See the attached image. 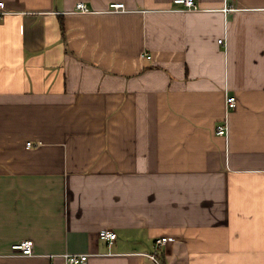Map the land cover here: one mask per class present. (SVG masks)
I'll list each match as a JSON object with an SVG mask.
<instances>
[{"label":"crops","instance_id":"0c3cea01","mask_svg":"<svg viewBox=\"0 0 264 264\" xmlns=\"http://www.w3.org/2000/svg\"><path fill=\"white\" fill-rule=\"evenodd\" d=\"M195 1L0 0V264H264V0Z\"/></svg>","mask_w":264,"mask_h":264},{"label":"built area","instance_id":"2783aa9c","mask_svg":"<svg viewBox=\"0 0 264 264\" xmlns=\"http://www.w3.org/2000/svg\"><path fill=\"white\" fill-rule=\"evenodd\" d=\"M230 1V0H227ZM176 4L183 5L188 10L196 11L198 10L197 4L195 0H175ZM124 4H112L110 6V10L112 13H120L124 11ZM4 3L0 2V18L4 17L7 13L3 10ZM77 9L80 10L83 13H87V9L85 8L84 4H78ZM225 12L230 11V8H225ZM219 44L222 46H225L224 40H219ZM151 58V57H149ZM226 106L227 109H234L237 106V99L236 97H229L226 100ZM216 134L221 137H228L229 135V125L227 122L224 124H221L217 127ZM28 147H31L32 144L28 143ZM99 239L102 241L108 242V244L111 246L114 244V242L117 239V234L114 231L105 230L99 233ZM174 241V238L171 237H162L156 240L155 242V253L151 255H147V257L153 261L155 264H161L159 259L157 258V251L164 245H166L168 242ZM34 243L32 241H26L22 244L16 245L13 247V250L18 252L16 255L19 257H34ZM64 258L66 264H86L88 261V255H62ZM53 259V257H51ZM50 264H54L51 260Z\"/></svg>","mask_w":264,"mask_h":264}]
</instances>
